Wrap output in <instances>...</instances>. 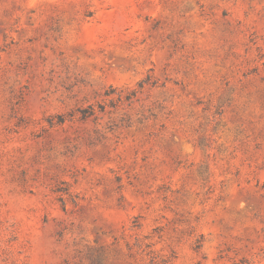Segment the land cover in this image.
<instances>
[{
  "label": "rangeland",
  "instance_id": "374dc122",
  "mask_svg": "<svg viewBox=\"0 0 264 264\" xmlns=\"http://www.w3.org/2000/svg\"><path fill=\"white\" fill-rule=\"evenodd\" d=\"M0 264H264V0H0Z\"/></svg>",
  "mask_w": 264,
  "mask_h": 264
},
{
  "label": "trees",
  "instance_id": "16d2710c",
  "mask_svg": "<svg viewBox=\"0 0 264 264\" xmlns=\"http://www.w3.org/2000/svg\"><path fill=\"white\" fill-rule=\"evenodd\" d=\"M143 83L144 82L139 83L138 86L142 87ZM111 91H112V88L110 87L109 90L105 91L104 96L108 97L112 93ZM89 109H92V108L90 107ZM82 114H83V117H86L87 111L86 110H82ZM90 115H92V114L90 113Z\"/></svg>",
  "mask_w": 264,
  "mask_h": 264
}]
</instances>
